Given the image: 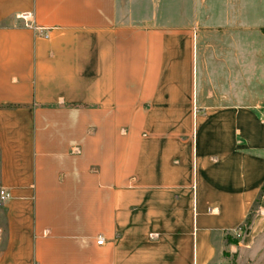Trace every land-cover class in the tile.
Listing matches in <instances>:
<instances>
[{
    "label": "crops",
    "instance_id": "0c3cea01",
    "mask_svg": "<svg viewBox=\"0 0 264 264\" xmlns=\"http://www.w3.org/2000/svg\"><path fill=\"white\" fill-rule=\"evenodd\" d=\"M0 189V264H213L264 221V0H0Z\"/></svg>",
    "mask_w": 264,
    "mask_h": 264
},
{
    "label": "rangeland",
    "instance_id": "374dc122",
    "mask_svg": "<svg viewBox=\"0 0 264 264\" xmlns=\"http://www.w3.org/2000/svg\"><path fill=\"white\" fill-rule=\"evenodd\" d=\"M255 210L257 202L253 204L247 221L239 228V235L234 231L225 237V243L213 264H264V221L259 231L247 237L248 220ZM6 225L4 200L0 197V251L6 240Z\"/></svg>",
    "mask_w": 264,
    "mask_h": 264
},
{
    "label": "built area",
    "instance_id": "2783aa9c",
    "mask_svg": "<svg viewBox=\"0 0 264 264\" xmlns=\"http://www.w3.org/2000/svg\"><path fill=\"white\" fill-rule=\"evenodd\" d=\"M45 36H47V34H45ZM0 197H1V199L6 200L9 196L5 190L0 189ZM235 232H237V235H239V229H236ZM103 241H104V239L102 238V236H99V238L97 239V243L102 244Z\"/></svg>",
    "mask_w": 264,
    "mask_h": 264
},
{
    "label": "trees",
    "instance_id": "16d2710c",
    "mask_svg": "<svg viewBox=\"0 0 264 264\" xmlns=\"http://www.w3.org/2000/svg\"><path fill=\"white\" fill-rule=\"evenodd\" d=\"M261 189H262V188H261ZM256 202H257V201H255V203H256ZM249 215H250V214H249ZM248 217H249V216H248ZM248 217H247V218H248ZM246 221H247V219H246ZM248 222H249V220H248ZM248 222H247V223H248ZM228 234H230V233H228ZM228 234H226V236H227Z\"/></svg>",
    "mask_w": 264,
    "mask_h": 264
}]
</instances>
